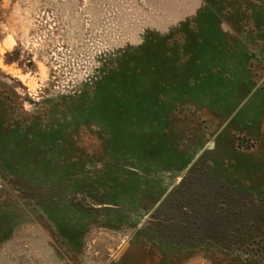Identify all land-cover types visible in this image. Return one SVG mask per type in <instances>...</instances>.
<instances>
[{"label":"rangeland","instance_id":"obj_1","mask_svg":"<svg viewBox=\"0 0 264 264\" xmlns=\"http://www.w3.org/2000/svg\"><path fill=\"white\" fill-rule=\"evenodd\" d=\"M0 264H264V0H0Z\"/></svg>","mask_w":264,"mask_h":264}]
</instances>
